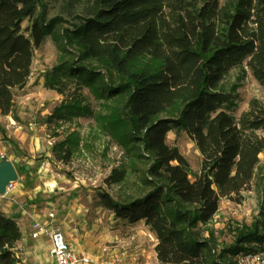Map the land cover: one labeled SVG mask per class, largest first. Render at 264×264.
<instances>
[{
	"label": "trees",
	"instance_id": "1",
	"mask_svg": "<svg viewBox=\"0 0 264 264\" xmlns=\"http://www.w3.org/2000/svg\"><path fill=\"white\" fill-rule=\"evenodd\" d=\"M45 7L43 0H0V116L13 113L15 92L27 86L34 49L49 36L58 40L60 20H47ZM82 11L59 44L77 59L44 76L45 88L64 97L45 123L92 117L87 88L112 103L97 119L102 131L148 163L138 195L99 191L101 206L121 222H144L159 264H234L242 252L264 250L257 224L236 229V243L219 253L200 232L222 199L238 202L258 170L264 175V104L251 100L236 120L237 85L225 84L246 67L264 89V0H87ZM170 132L185 133L200 152L193 179L184 155L167 143ZM75 136L53 147L57 161H71ZM14 165L20 178L26 167ZM126 178L127 169L114 168L104 183ZM21 239L17 221L0 211V264L20 263Z\"/></svg>",
	"mask_w": 264,
	"mask_h": 264
},
{
	"label": "rangeland",
	"instance_id": "2",
	"mask_svg": "<svg viewBox=\"0 0 264 264\" xmlns=\"http://www.w3.org/2000/svg\"><path fill=\"white\" fill-rule=\"evenodd\" d=\"M47 20L59 19L55 34L34 49L32 75L25 89L16 91L14 109L7 117L0 116V154L10 157L18 166H25L23 176L16 183L15 195L19 203L36 202L37 213H55L54 226L60 228L67 242L79 252L86 248L91 255H98L104 246L115 248L122 255L123 264H159L154 253L156 239L150 228L140 222L130 225L117 220L112 212L104 209L98 198L105 191L120 199L127 194L138 195L148 163L136 160L126 153L116 140L100 128L97 119L107 115L108 104L93 97L87 88L82 90L86 102L94 112L92 117H79L49 126L45 123L53 109L64 97L45 88L44 76L63 59H77V52L67 46L64 54L59 44H64L62 35L74 22L73 17L83 14L87 0H43ZM24 23L23 27H27ZM76 52V53H75ZM241 77H244L243 79ZM242 80H239V79ZM227 87L237 85L238 104L233 112L236 120L249 110L251 100L264 104V89L258 84L248 68L232 71ZM75 133L70 162L55 159L53 147ZM167 143L181 152L190 166L191 179L201 170V155L194 142L185 133L170 132ZM114 168L127 169L124 184L106 186L104 180ZM135 169V171H134ZM238 202L222 199L219 211L208 225L202 226V237L212 241L215 251L232 246L237 241L236 229L260 226L264 234V175L258 170L253 184L241 192ZM16 196V198L14 197ZM20 264H44L34 257L25 242L16 247ZM47 255L45 247H42Z\"/></svg>",
	"mask_w": 264,
	"mask_h": 264
},
{
	"label": "built area",
	"instance_id": "3",
	"mask_svg": "<svg viewBox=\"0 0 264 264\" xmlns=\"http://www.w3.org/2000/svg\"><path fill=\"white\" fill-rule=\"evenodd\" d=\"M16 183L9 184L8 196L16 188ZM14 204L19 205L16 199H11ZM20 206V205H19ZM21 210L24 211L22 207ZM47 218L53 221L55 213H48ZM32 233L33 239L40 238L41 235L49 237L51 242L49 248V257L52 259L53 264H123L122 255L118 253L115 248L104 246L98 252V255L81 254L77 252L70 242H67L64 232L52 224H42L38 222L33 223ZM234 264H264V250H257L256 252H242L234 259Z\"/></svg>",
	"mask_w": 264,
	"mask_h": 264
},
{
	"label": "crops",
	"instance_id": "4",
	"mask_svg": "<svg viewBox=\"0 0 264 264\" xmlns=\"http://www.w3.org/2000/svg\"><path fill=\"white\" fill-rule=\"evenodd\" d=\"M11 160L13 162V159H11L9 156L4 157L0 154V160ZM16 164V162H13ZM16 189V188H15ZM10 195H15L14 190L6 197H0V211L3 212L5 215H8L9 217H13L21 229L22 232V239L18 242L17 246L21 245V242L27 243L29 246V249H31V253L34 257L38 258L39 256L43 261L44 264H53L51 257H49V248L51 245V242L49 241V237L46 235H41L38 239L32 238V233L35 232V229H33V223L34 222H40L42 224H52L54 226V221H50L47 216L48 213H44V215L37 213V206L36 202L34 200L33 203H31L30 200H25L24 203H19V205L14 204L11 199L13 197H10ZM16 198V196H14ZM22 207L26 213L21 210ZM74 246V245H73ZM42 247H45V250L47 252V255H44L42 251ZM76 249V245L74 246ZM79 253L81 254H90L89 252H86V248L79 247ZM91 255V254H90ZM21 262V261H20ZM20 264V263H19Z\"/></svg>",
	"mask_w": 264,
	"mask_h": 264
},
{
	"label": "water",
	"instance_id": "5",
	"mask_svg": "<svg viewBox=\"0 0 264 264\" xmlns=\"http://www.w3.org/2000/svg\"><path fill=\"white\" fill-rule=\"evenodd\" d=\"M19 174L11 160H0V196L8 192L9 184L17 183Z\"/></svg>",
	"mask_w": 264,
	"mask_h": 264
}]
</instances>
